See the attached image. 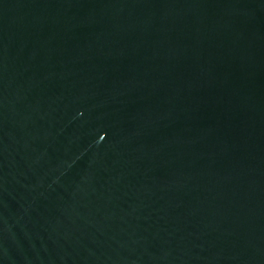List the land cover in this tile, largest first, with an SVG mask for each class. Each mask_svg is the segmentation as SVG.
<instances>
[{"label": "water", "instance_id": "95a60500", "mask_svg": "<svg viewBox=\"0 0 264 264\" xmlns=\"http://www.w3.org/2000/svg\"><path fill=\"white\" fill-rule=\"evenodd\" d=\"M0 264H264V0H0Z\"/></svg>", "mask_w": 264, "mask_h": 264}]
</instances>
